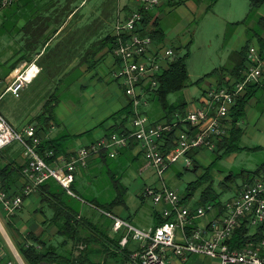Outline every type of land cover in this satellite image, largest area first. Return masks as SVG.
Returning a JSON list of instances; mask_svg holds the SVG:
<instances>
[{"label":"crops","instance_id":"obj_1","mask_svg":"<svg viewBox=\"0 0 264 264\" xmlns=\"http://www.w3.org/2000/svg\"><path fill=\"white\" fill-rule=\"evenodd\" d=\"M169 1L150 11L161 22L165 33L162 42L153 41L149 45V52L160 62L162 73L171 64L164 49L171 48L180 57V47H189L190 44L187 37L181 39L178 33H169L162 24V17L177 13L186 23L188 11H196L204 0H183L178 5H171ZM217 2L211 0L208 7L212 8ZM138 7L137 0H100L92 5L90 0H15L10 5L0 7V112L17 128L35 124L43 140L61 138V154L76 151L109 135L116 122L114 119L109 120V117L131 103L121 78L117 76L122 64L113 54L116 45L115 27L119 20L126 19ZM238 9L235 12L237 15L240 13ZM248 13L246 11L238 15L239 19L231 23L233 33L227 35L230 37L232 34L229 40L231 51L227 62L216 68L223 70L220 76L210 77L209 87L199 97L185 101L187 108L190 102H202L205 92L218 87L220 82L229 81L232 84L236 75L243 72L239 68L248 64V54L245 55L243 51L249 46L260 48L259 37L264 38V2L249 17ZM21 72L32 79L16 96L8 88ZM147 99V104L142 107L146 117L151 122L164 118L161 106V111L150 109L155 103L151 100L150 92ZM263 99L262 89L250 101L245 122L254 117V112H250L251 102L255 106ZM49 103L55 105V119L42 127L39 120H45L44 114ZM127 127L131 129V121ZM209 152L215 153L200 150L195 155L196 160L207 159L206 154ZM141 156L136 145H129L116 158L125 157L136 162ZM25 162L20 144L14 143L0 149V171L6 165H10V169H18ZM106 164L104 160L96 158L88 168L76 174L74 187L81 195L82 191L78 189L80 180L94 182L99 176L97 170ZM173 168L176 166H172L166 176ZM141 170L150 169H146L144 164ZM1 179L0 175V183ZM4 184L11 194H16L22 192L25 179L13 172L6 177ZM199 201L200 197L194 205L189 202L188 205L195 206ZM27 207L29 210L26 211ZM88 207L83 204L82 213H86ZM158 210L154 206L150 228L155 227ZM112 214L132 223L133 218L124 205L115 206ZM53 215V208L42 200L38 189L25 196L23 207L13 214L0 202V264H27L20 251L21 245L27 241L40 247L30 237L31 233L55 245V241L51 240H55L59 228L51 220ZM133 246L134 241H131L129 251ZM63 250L72 251L73 244H66ZM200 260L202 258L197 259V264ZM106 262L115 264L111 258ZM176 264L181 263L176 261Z\"/></svg>","mask_w":264,"mask_h":264},{"label":"built area","instance_id":"obj_2","mask_svg":"<svg viewBox=\"0 0 264 264\" xmlns=\"http://www.w3.org/2000/svg\"><path fill=\"white\" fill-rule=\"evenodd\" d=\"M14 1L3 0L2 4L7 6ZM165 1L137 0L144 11H151ZM143 21L144 14L137 9L126 19L119 20L115 27L113 54L122 64L117 76L135 110L131 129L125 134L110 133L48 161L54 151L42 155L43 138L38 127L29 124L17 128L0 112V149L18 143L27 160L23 168L22 193L13 195L0 183V202L13 214L23 207L25 196L49 179L57 180L73 194L71 186L80 170L88 168L104 152L116 158L135 139L139 152L146 159V169L159 177V183L147 186L143 196L152 197L158 213L167 220L154 228L141 229L109 214L114 220L113 231L124 233L121 246L129 247L134 241L127 259L117 264H176V261L187 264L196 256L197 259L211 258L219 264H264V175L244 181L232 197L220 203L211 201L195 206L184 204L185 195L171 188L165 180L166 172L180 156L186 158V167H190L200 150L218 149L232 129L231 114L237 98L246 93L251 83L264 86V59L256 47H251L243 80L231 84L230 88L208 89L202 102L192 103L185 113L177 112L171 120L151 122L142 107L148 102V90L158 87L162 67L149 52V45L155 40L143 33ZM164 54L171 63L178 59L171 48H165ZM31 79L21 72L8 89L19 96ZM242 229H245L243 239L248 241L234 245V238Z\"/></svg>","mask_w":264,"mask_h":264},{"label":"rangeland","instance_id":"obj_3","mask_svg":"<svg viewBox=\"0 0 264 264\" xmlns=\"http://www.w3.org/2000/svg\"><path fill=\"white\" fill-rule=\"evenodd\" d=\"M99 1L90 0V5ZM210 3L211 0H204L202 4L198 5L196 11H188L186 23L178 17L177 13H168L162 17V24L169 30V33H178L181 39L187 37L190 42L189 47L181 46L179 50L182 55L188 51L190 53L188 68L191 85L181 92L169 94L168 99L172 103H177L180 100L188 102L191 98L199 97L202 91L209 87V78L220 76V73L215 76L206 75L227 62L231 51L229 40L232 34L230 37L227 35L233 33L231 32V23L239 19L238 15L244 14L250 9V0H218L212 8L208 7ZM237 8L240 9H238L240 11L238 15L235 14ZM191 104L192 102L188 104V107ZM250 108V112H254V117L248 119V122H245L246 117L243 120L244 134L240 140L242 149L233 151L219 159H216V153H207V159L202 161L199 158L197 160L201 164L199 171H194V163L187 168L186 158L180 156L175 164L176 168L168 172L165 178L166 182L183 195H186L191 182H195L200 175L207 173L208 180L203 179L201 182L203 184L196 189L189 202L190 205L196 203L203 189L209 184H212L213 189L220 193L221 199L232 197L245 181L247 173L256 171L264 163V99L255 106L251 102ZM150 109L161 111L160 105L157 103H153ZM259 146L263 149H254ZM212 162L214 163L212 164ZM144 164H146L144 156L139 157L136 162L125 157L109 160L108 164L102 165L97 170L99 176L94 182H90L88 179L80 180L78 189L82 191L83 197L96 200L99 204H107L116 198L117 186L120 189L124 188V207L132 216L133 225L141 229H148L153 224L152 213L155 203L152 197H144L143 193L147 186L158 184L159 177L154 175L151 170H141ZM211 164L212 167L208 168ZM178 172H181V175H178ZM27 210H29L28 207ZM86 213L97 224L110 225L108 218L99 211L88 207ZM110 228L108 233L114 236ZM87 234L88 230L83 229V235ZM130 238L132 237L130 236ZM51 241H55L57 246L65 243L73 244L72 239L59 233L55 236V240ZM92 247L98 246L93 245ZM100 259V256H94V260L100 261ZM194 260L187 264H197V256L194 257ZM199 264H219V262L211 258H202Z\"/></svg>","mask_w":264,"mask_h":264},{"label":"trees","instance_id":"obj_4","mask_svg":"<svg viewBox=\"0 0 264 264\" xmlns=\"http://www.w3.org/2000/svg\"><path fill=\"white\" fill-rule=\"evenodd\" d=\"M2 1L3 0H0V7L3 6ZM217 1L218 0H213V3ZM169 2L171 3V5H178L181 4L183 0H170ZM263 2L264 0H251L250 9L247 17H249ZM138 9L141 10L144 14L143 33L149 34L155 41L162 42L165 38V33L161 22L158 19H155L150 14V11H144L141 7H138ZM259 43L260 48L258 49V52L261 58L264 59V38L262 36L259 37ZM250 48V46L247 47L245 51H243V53H245V55L248 54ZM188 57L189 52L178 57V59L172 62L170 64V67L162 73L159 78L158 87L153 91L148 90L151 95V100L160 105L164 112V118L159 119L158 121L168 119L171 120L175 113H185L187 110V104L185 101L180 100L177 103H172L168 99V95L171 93L181 92L190 85ZM247 63L248 64H246L245 67L241 66L239 68L243 72L238 73V75H236L237 78H235L233 83L244 79L249 65L248 55ZM221 71L223 70L215 69L208 75L219 74ZM218 87L230 88L231 82L226 81L224 83V81H222L220 82V85ZM262 89L264 90V86L259 85L257 83H251L248 85L246 93L237 98L236 105L234 106L231 114L233 118L232 129L230 130L229 135L226 136L223 141L219 143L218 149L215 150V153L217 155L216 159L222 158L223 156H226L233 151L242 149V147L240 146V140L244 134L242 122L247 115V107L250 101L255 96H257V94L260 93ZM54 108V104H47V108L44 114L45 120H39V124H41L42 127H44L48 121L55 119ZM134 116L135 110L133 102L131 100V103L128 106L117 111L109 117V120H116L111 133H127L129 131L127 124L132 121ZM61 140V138L43 140L40 148L42 155H45L46 152L49 150L54 151V155L52 157L47 158L48 161H52L56 159L59 155H61ZM136 144L137 141L135 139H132L130 146L134 147ZM254 149H263V147L259 146ZM98 158L104 160L105 163H108L109 160L113 159L109 157L106 152H104L102 156ZM213 163L214 162H212V164ZM26 164L27 160L25 164L23 166L18 167V169H10V165H6L1 168V183L6 191H8V189L5 187V184H7V182L4 184V182L6 181V177L13 172H17L23 177V168ZM212 164L208 168L212 167ZM200 165L201 164L196 160L195 156L194 171L198 170V168L201 167ZM260 175H264V163L256 171L247 173L245 181L251 180ZM207 177L208 175L205 172L200 175L198 180L189 184L187 188V193L183 200L184 204L187 205L188 202L192 200L196 189L199 188L201 184H203L201 183L203 179H206L205 181L208 180ZM38 190H40L41 192L42 200L47 202L54 210V215L51 220L58 225L59 234H62L65 237L72 239L73 250L70 252L65 251L63 250V247L66 245V243L61 244L60 246L48 244V242L42 241L39 237L34 236V234L31 233L30 237H33V239L36 241L37 244L40 245V247L36 246V244H29L27 241L21 245L20 251L27 264H107L106 260L109 258L115 260V264H117L127 259L128 254L130 252L129 248H123L120 243L124 233L123 231H113L112 225L114 220L109 215L112 214V210L115 206L125 205L124 188L120 189L117 186L116 198L107 204H99L96 202V200H91L83 197L74 187V183L71 186V191L73 192V194H71L55 179L47 180L39 186ZM211 201L220 203L221 196L220 193L213 189L212 184H209L205 189H203L198 204H206ZM83 204H87L94 211H99L100 213H102V215L106 216L110 221V225L103 224L102 222V224L99 225L97 224V222H94L92 218L88 216L87 213H82ZM157 216L158 220L155 224V227L157 225L163 224L167 220L166 218L162 217V215L159 213H157ZM109 227H111L110 229H112V231L114 232V236H111L108 233ZM83 229L88 230V234L86 236L83 235ZM244 231L245 229L238 231L233 241L234 245H238L242 242L248 241L247 239H243ZM80 245H82L81 248ZM93 245H97L98 247L94 248L92 247ZM94 256H100L102 260L100 259V261H96L94 260Z\"/></svg>","mask_w":264,"mask_h":264}]
</instances>
